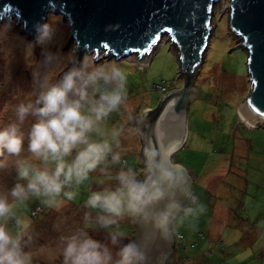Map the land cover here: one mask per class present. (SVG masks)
<instances>
[{"label":"rangeland","instance_id":"obj_1","mask_svg":"<svg viewBox=\"0 0 264 264\" xmlns=\"http://www.w3.org/2000/svg\"><path fill=\"white\" fill-rule=\"evenodd\" d=\"M227 4L228 0H217L212 5L209 38L188 87L185 138L169 158V164L184 169L190 191L198 198L197 204L203 205V211L195 216L186 215L183 209L172 224L173 231L182 235L187 246L186 255L198 253L200 257L181 262L173 239L172 251L164 264H264V128L248 125L237 112L236 107L248 92L249 81L246 51L238 46L237 37L227 26ZM13 18H8V22L0 19V128L16 124L25 139L21 155L9 156L0 168V191L9 192L16 183H27L18 178L16 161L30 159L28 134L37 118L29 113L21 122L16 108L21 103L35 102L45 78L50 84L58 83L65 72L80 68L85 62H114L128 73V100L100 124L99 133L90 134L94 141L107 139L126 164L109 165L105 161L80 185L66 186L64 191L76 195L69 200L62 192L59 208L49 207L35 197L18 203L16 216L7 222L13 235L23 233L21 244L31 254L32 264H63L65 238L80 232L106 246L114 264L120 247L131 241L134 218L125 215L102 227L98 217L107 214L86 202L93 192L118 188L119 172L130 171L138 180V173L143 170L137 165L141 161L139 134L135 125L123 123L131 121L134 112L140 116L143 109L154 108L164 93L182 87V78L176 77L173 53L167 48V37L162 36L142 55L115 58L105 55L104 50L99 54L83 51L76 54L73 63L75 43L68 38L70 27L61 14L46 13L43 26L48 28H40L30 38L19 31L20 24L12 28ZM120 129L119 135L113 137V130ZM74 156L75 151L67 159L71 161ZM30 162L43 167L39 161ZM215 202L229 209L226 224L221 225L226 228L223 234L216 232L219 217L215 213L210 215V206ZM36 204L41 208L33 215L29 210ZM191 207L196 205L191 203ZM16 219L22 221V226L16 224ZM198 231L203 238L198 237ZM120 232L125 235L117 236L118 242L113 245L112 235Z\"/></svg>","mask_w":264,"mask_h":264},{"label":"water","instance_id":"obj_2","mask_svg":"<svg viewBox=\"0 0 264 264\" xmlns=\"http://www.w3.org/2000/svg\"><path fill=\"white\" fill-rule=\"evenodd\" d=\"M216 1L0 0V19L8 22L14 17L12 28L20 24L19 31L29 38L43 27L46 13L61 14L70 27L68 38L75 43L73 63L76 54L83 51L99 54L104 50L105 55L115 58L142 55L157 36L154 44L162 36L167 37L182 87L164 93L154 108L143 109L140 116L134 112L132 120L123 123L135 125L139 134L141 161L137 165L143 170L138 173V181L144 184L146 195L142 213L133 219L131 241L146 247L147 264H164L168 258L174 239L171 223L190 191L184 169L169 164V158L185 138L188 87L209 38L211 10ZM227 8L228 29L246 51L249 81L237 112L250 125L264 128V0H228ZM166 28L173 31H164ZM166 214L170 218L168 240L162 238L157 227Z\"/></svg>","mask_w":264,"mask_h":264},{"label":"clouds","instance_id":"obj_3","mask_svg":"<svg viewBox=\"0 0 264 264\" xmlns=\"http://www.w3.org/2000/svg\"><path fill=\"white\" fill-rule=\"evenodd\" d=\"M43 27L47 29L48 25ZM42 88L34 103H21L16 108L21 122L29 113L37 119L28 134L30 159L16 161L18 178L27 183H16L9 192L0 191V264H32L31 254L21 244L23 233L18 231L13 235L7 228V222L16 216L18 203L35 197L49 207L59 208L63 203L58 199L62 192L69 200L76 195L64 191L65 187L83 183L112 153V144L107 139L94 141L90 134L99 133L100 124L128 100V73L114 62H92L91 65L85 62L80 68L65 72L58 83L50 84L45 78ZM112 135L116 137L119 132L113 130ZM24 139L16 124L0 128V157L4 158L0 160V168L9 156L21 155ZM74 151L75 156L69 161L67 158ZM30 160L41 162L43 167ZM112 160L119 162V153ZM117 180L118 188L93 192L86 202L89 207L107 214L98 217L102 227L116 223L125 215L138 217L145 204V186L133 173L121 171ZM191 201L196 207L184 209L186 215L195 216L203 211L196 196ZM169 222L166 214L157 224L165 240L171 235ZM16 224L22 226V221L16 219ZM124 235L123 232L113 234L112 244H117V236ZM65 239L63 264H113L109 249L86 232ZM117 255L119 258L114 264H147L148 261L146 247L135 241L120 247Z\"/></svg>","mask_w":264,"mask_h":264},{"label":"crops","instance_id":"obj_4","mask_svg":"<svg viewBox=\"0 0 264 264\" xmlns=\"http://www.w3.org/2000/svg\"><path fill=\"white\" fill-rule=\"evenodd\" d=\"M109 175V174H108ZM111 175V174H110ZM207 190V189H206ZM187 203V201H186ZM186 205V204H185ZM183 209H184V206H183ZM182 209V210H183ZM181 210V211H182ZM214 213L216 214L217 217H219L218 219H216V232L218 233H221L223 234L224 233V230L226 229L225 226L222 228L221 225L222 224H226V219L228 218V214H229V209H225L224 207H221V204L220 203H216L213 204L210 206V215L211 217L214 215ZM179 215V214H178ZM177 215V216H178ZM264 216V215H263ZM264 219V218H263ZM174 221V220H173ZM172 221V223H173ZM264 222V220H263ZM172 223H171V230H172V234L173 233H179V232H174L173 229H172ZM220 227V228H219ZM187 233L189 232L188 230L186 231ZM199 232V231H198ZM217 233V234H218ZM216 237H218V235H216ZM175 242V241H174ZM262 247L264 245H261Z\"/></svg>","mask_w":264,"mask_h":264},{"label":"trees","instance_id":"obj_5","mask_svg":"<svg viewBox=\"0 0 264 264\" xmlns=\"http://www.w3.org/2000/svg\"><path fill=\"white\" fill-rule=\"evenodd\" d=\"M112 148H113V151H112V153H110L109 155H108V158H107V160L106 161H109V165H115L114 164V162H113V160H112V156L114 155V154H116V147L114 146V145H112ZM121 158H120V160H119V163L121 164V165H125L126 164V162L124 161V159H122L123 157L122 156H120ZM192 192V191H191ZM192 194H193V192H192ZM34 207H38L39 209L41 208L40 207V205H38V204H36ZM34 207H31L30 208V210L31 209H34ZM184 209H187V207H184ZM30 210H29V213H30ZM173 224V223H172ZM197 233H201V237H199V238H203V233L201 232V231H199V232H197ZM180 234V233H179ZM182 236V235H181ZM177 244V243H176ZM177 252H178V256H179V258H180V260H181V262H183V263H189V262H191V261H193V260H195L196 258H198V257H200V254H198L197 253V255H194V256H187L186 255V251H187V246L185 245V248H184V250H181V247H180V245L179 244H177ZM205 250H203L202 251V253L204 254V255H206L207 256V251H205ZM202 254V255H203ZM207 257H209V256H207ZM183 258L185 259V261L183 260Z\"/></svg>","mask_w":264,"mask_h":264},{"label":"built area","instance_id":"obj_6","mask_svg":"<svg viewBox=\"0 0 264 264\" xmlns=\"http://www.w3.org/2000/svg\"><path fill=\"white\" fill-rule=\"evenodd\" d=\"M194 196V194H192V192L189 193V196L187 197V203H186V207H191V197ZM39 208L38 207H35L34 209H31L30 212L31 214H36L38 212ZM198 236L201 237V233H198ZM174 240H175V243L179 244L180 247H181V250H184L185 248V244L183 242V238L182 236L177 233L176 236H174Z\"/></svg>","mask_w":264,"mask_h":264},{"label":"snow or ice","instance_id":"obj_7","mask_svg":"<svg viewBox=\"0 0 264 264\" xmlns=\"http://www.w3.org/2000/svg\"><path fill=\"white\" fill-rule=\"evenodd\" d=\"M164 31H168V32H172L173 31V29H171V28H166V29H164ZM159 39V37L157 36L156 37V40H158ZM156 40H154V41H152V44H154L155 42H156ZM152 44H150L149 45V48L152 46ZM145 51H147V49H145Z\"/></svg>","mask_w":264,"mask_h":264},{"label":"bare ground","instance_id":"obj_8","mask_svg":"<svg viewBox=\"0 0 264 264\" xmlns=\"http://www.w3.org/2000/svg\"><path fill=\"white\" fill-rule=\"evenodd\" d=\"M245 123H247L246 121H244ZM248 125H250L249 123H247Z\"/></svg>","mask_w":264,"mask_h":264},{"label":"flooded vegetation","instance_id":"obj_9","mask_svg":"<svg viewBox=\"0 0 264 264\" xmlns=\"http://www.w3.org/2000/svg\"><path fill=\"white\" fill-rule=\"evenodd\" d=\"M190 186H191V184H189V188H191Z\"/></svg>","mask_w":264,"mask_h":264}]
</instances>
